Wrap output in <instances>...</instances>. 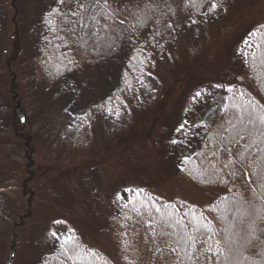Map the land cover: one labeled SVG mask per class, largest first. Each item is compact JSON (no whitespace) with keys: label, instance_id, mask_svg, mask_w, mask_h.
<instances>
[{"label":"rangeland","instance_id":"rangeland-1","mask_svg":"<svg viewBox=\"0 0 264 264\" xmlns=\"http://www.w3.org/2000/svg\"><path fill=\"white\" fill-rule=\"evenodd\" d=\"M10 1L0 0V264H6L13 240V264H42L74 236L118 259L112 218L129 197L140 189L169 186L170 196L197 192L166 158L169 139L178 136L175 147L187 153L233 110L224 103L225 86L219 81L229 83L235 76L239 60L234 52L242 33L254 24V7L245 5L240 19L226 23L224 9L229 11L235 0H163V6L160 0H143L159 9L128 16L125 10L134 0H108L104 9L91 14V0H60L42 13L44 0ZM144 24L159 41L160 64L149 63L142 94L120 101L119 93L108 91L125 68L128 33L147 30L141 28ZM47 35L64 47L66 38H73L86 54L76 67L61 61L53 80L39 65ZM180 35L191 48L189 58L176 52ZM210 52L215 59L205 61ZM183 63L188 77L194 73L175 96L174 107L165 109L161 124L145 138L128 137L126 130L148 112L139 106H152L161 81H172ZM203 77L208 81L200 84ZM109 95L117 103L104 99ZM16 100L25 114L22 125L14 112ZM183 106L187 124L176 135L175 120ZM24 181L32 192L30 216L15 227L28 209Z\"/></svg>","mask_w":264,"mask_h":264},{"label":"trees","instance_id":"trees-1","mask_svg":"<svg viewBox=\"0 0 264 264\" xmlns=\"http://www.w3.org/2000/svg\"><path fill=\"white\" fill-rule=\"evenodd\" d=\"M134 1L135 7L129 4L125 16L145 8L159 9L144 4L143 0ZM46 2L42 1L40 13L51 11L60 0H48V5ZM160 2L162 6L165 3ZM13 3L11 0L10 4ZM200 3L196 9L199 14L203 7ZM105 4H109L108 0H91L90 14L104 9ZM247 4L254 7L251 16L255 20L252 27L249 25L242 33L243 38L236 46L234 59L239 60V66L229 83L218 80L225 86L224 103L233 110L211 126L197 147L184 153L175 147L181 139L174 136L169 139L165 153L173 168L178 169L181 180L197 192H193L192 197L170 196L169 186L167 189H140L129 197L112 218L118 259L74 236L61 250L49 254L42 264H264V0H250L245 4L235 0L234 7H229L230 12L224 9V14L226 23L235 17L240 19V11ZM141 28L148 27L144 24ZM149 29L127 35L125 44L130 49L122 60L125 68L116 78L113 89L107 90L110 95L119 93L120 101L125 95L131 97V93L142 94L149 63L160 64L159 41ZM214 33L209 36L213 37ZM176 39V52H183V56L189 58L191 48L185 46V36ZM42 41L39 65L47 79L53 80L61 61L76 67L86 58L73 38H66L65 47L50 35ZM201 52L191 55L197 57ZM207 59H215L212 52L205 61ZM180 66L167 85L165 80L161 81L152 106H139L140 110L148 112L126 130L128 137L143 139L161 124L165 109L171 106L182 85L194 73L188 77L185 64ZM206 81L203 77L199 83ZM110 95L104 99L117 103ZM128 108L133 113L137 111L135 107ZM179 109L176 135L187 124L186 108Z\"/></svg>","mask_w":264,"mask_h":264},{"label":"water","instance_id":"water-1","mask_svg":"<svg viewBox=\"0 0 264 264\" xmlns=\"http://www.w3.org/2000/svg\"><path fill=\"white\" fill-rule=\"evenodd\" d=\"M17 97V94L14 93L13 95V98L15 99ZM20 101L16 100L15 101V104H14V112H15V115L17 116L18 120H19V123L22 125L25 123V114L21 112L20 110ZM26 144L28 145V140L26 142ZM28 161H29V167L33 165V161L31 159V156H29L28 158ZM29 175L31 176L32 175V172L29 171ZM30 179V178H29ZM22 188L24 189V194H29L28 196V199H27V206H28V209L26 211V213L24 215H21L18 217V222H15L14 226L15 227H18V226H22L24 224V220L27 219L29 216H30V206H31V201H32V192L31 191H27V183L24 181L23 184H22ZM14 245H15V242L14 240L12 241L11 243V246H10V253H9V257L6 261V264H13V258H14Z\"/></svg>","mask_w":264,"mask_h":264}]
</instances>
